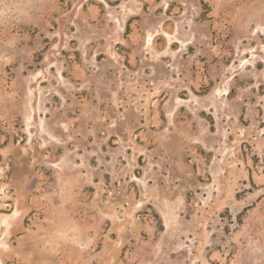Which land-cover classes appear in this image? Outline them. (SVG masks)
Segmentation results:
<instances>
[{
    "label": "rangeland",
    "instance_id": "rangeland-1",
    "mask_svg": "<svg viewBox=\"0 0 264 264\" xmlns=\"http://www.w3.org/2000/svg\"><path fill=\"white\" fill-rule=\"evenodd\" d=\"M0 264H264V0H0Z\"/></svg>",
    "mask_w": 264,
    "mask_h": 264
}]
</instances>
